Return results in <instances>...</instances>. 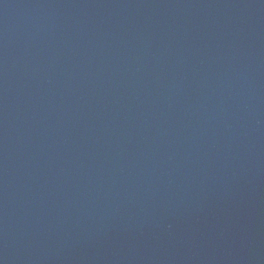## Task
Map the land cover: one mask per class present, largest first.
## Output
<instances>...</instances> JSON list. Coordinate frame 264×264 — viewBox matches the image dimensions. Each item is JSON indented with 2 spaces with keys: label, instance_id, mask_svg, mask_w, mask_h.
I'll return each mask as SVG.
<instances>
[{
  "label": "water",
  "instance_id": "95a60500",
  "mask_svg": "<svg viewBox=\"0 0 264 264\" xmlns=\"http://www.w3.org/2000/svg\"><path fill=\"white\" fill-rule=\"evenodd\" d=\"M0 264H264V0H0Z\"/></svg>",
  "mask_w": 264,
  "mask_h": 264
}]
</instances>
